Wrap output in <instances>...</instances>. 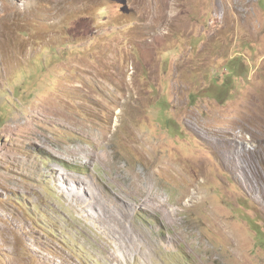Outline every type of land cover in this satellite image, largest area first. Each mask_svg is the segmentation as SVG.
<instances>
[{"label":"rangeland","instance_id":"374dc122","mask_svg":"<svg viewBox=\"0 0 264 264\" xmlns=\"http://www.w3.org/2000/svg\"><path fill=\"white\" fill-rule=\"evenodd\" d=\"M54 170L158 248L125 258ZM0 264H264V0H0Z\"/></svg>","mask_w":264,"mask_h":264},{"label":"bare ground","instance_id":"6f19581e","mask_svg":"<svg viewBox=\"0 0 264 264\" xmlns=\"http://www.w3.org/2000/svg\"><path fill=\"white\" fill-rule=\"evenodd\" d=\"M80 152L83 153L86 151L81 150ZM94 154V152L91 154L88 153L87 158L94 157ZM102 159L103 158H98L100 162ZM52 173L55 174V176L58 175L62 178L63 185L61 186L63 188L67 187L68 190H73L68 196L73 198L71 204L77 211L84 212L86 210L85 207H87V202L90 204L89 210L93 214L92 219L94 218V223L97 225L96 228H100L104 231L108 236V239L114 243V245L119 247L120 254L125 258L128 250L130 255L132 251L136 252L137 255H135V259H137L138 254H141L139 251L140 249L147 248L149 251H153L158 248L159 242L152 241L146 233H142L141 229L131 221V219L134 218L131 216V213L136 205L129 204L125 200V196L117 193L107 194L99 187V184L96 183L95 180L89 181V186L87 187L85 186L84 180H81L76 176L74 177L70 173L59 174L58 170H54ZM69 185H72L71 188L68 187ZM88 188H94V190L87 193ZM134 194L135 193L132 190L131 193L126 196L131 197ZM144 204L151 209L150 211L152 213H160L163 221L170 224L180 223L178 222L180 216L179 209L175 206H170L159 194L156 193L149 195L147 199L140 202V205L146 207ZM129 222H132V227L130 228L127 226ZM176 241V237L170 236V242ZM108 255L112 261L119 263V256L113 250H109ZM144 257L147 258V254H144Z\"/></svg>","mask_w":264,"mask_h":264}]
</instances>
